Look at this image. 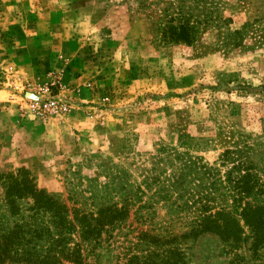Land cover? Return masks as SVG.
Masks as SVG:
<instances>
[{"label": "rangeland", "instance_id": "rangeland-1", "mask_svg": "<svg viewBox=\"0 0 264 264\" xmlns=\"http://www.w3.org/2000/svg\"><path fill=\"white\" fill-rule=\"evenodd\" d=\"M168 1L0 0V204L5 176L19 169L68 208L120 201L122 183L152 204L142 215L166 227L193 215H174L169 204L197 201L198 183L186 171L194 158L217 166L224 149L244 145L264 158V0H222L230 23L189 46L160 41ZM243 27L239 47L224 41L227 30ZM28 41H75L77 52L60 63L29 57ZM47 93L67 101L69 113L36 119L24 111L25 101ZM182 173V184L164 198L162 184ZM146 227L131 211L112 241L96 248L100 263L121 258ZM187 246L190 264L232 257L211 234ZM237 254L264 264L245 245Z\"/></svg>", "mask_w": 264, "mask_h": 264}, {"label": "trees", "instance_id": "trees-1", "mask_svg": "<svg viewBox=\"0 0 264 264\" xmlns=\"http://www.w3.org/2000/svg\"><path fill=\"white\" fill-rule=\"evenodd\" d=\"M222 4V0L163 3L160 41L189 46L200 35L221 29L230 23L221 16ZM244 38L243 27L227 30L223 39L232 41L230 46L239 47ZM262 160L261 155H253V148L248 145L243 149H224L217 166H207L194 158L186 171L198 183L197 201L192 206L185 201L179 206L169 204L174 215L183 209L193 215L186 219L176 216L163 222L166 227L142 215L141 211L152 209V204L141 203L136 196L138 189H125L118 177L120 184L115 193L120 201L68 208L55 196L37 189L32 178L19 169L14 175L5 176V202L0 204V264H102L96 248L112 241V232L124 224L131 211L135 222L146 225V229L138 232L121 258L103 264H190L187 244L205 234L216 236L222 243L225 250L221 254L232 255L228 264H251L241 253L237 254L244 245L255 257L254 262L260 263L264 259V169L257 165ZM185 162L179 168L181 172L187 169ZM183 177L182 173L172 183L165 180L167 183L160 187L165 189L164 198L182 184ZM205 177L209 180L206 185L202 184ZM168 200L165 199L166 207ZM175 223L181 228L178 232L173 231Z\"/></svg>", "mask_w": 264, "mask_h": 264}, {"label": "built area", "instance_id": "built-area-1", "mask_svg": "<svg viewBox=\"0 0 264 264\" xmlns=\"http://www.w3.org/2000/svg\"><path fill=\"white\" fill-rule=\"evenodd\" d=\"M24 111L36 119L64 116L70 111L67 101L61 100L57 95L47 93L44 99H28L24 102Z\"/></svg>", "mask_w": 264, "mask_h": 264}, {"label": "crops", "instance_id": "crops-1", "mask_svg": "<svg viewBox=\"0 0 264 264\" xmlns=\"http://www.w3.org/2000/svg\"><path fill=\"white\" fill-rule=\"evenodd\" d=\"M32 44L31 49H26V54L29 57H42L47 59H56L57 63L63 61V59L72 60L76 55L77 48L75 41H28ZM49 43V47L46 45ZM63 53H67L62 55Z\"/></svg>", "mask_w": 264, "mask_h": 264}]
</instances>
